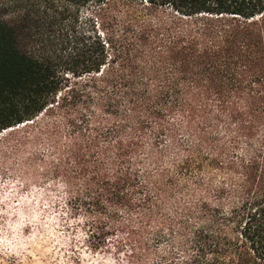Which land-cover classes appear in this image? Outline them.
<instances>
[{
    "label": "trees",
    "instance_id": "trees-1",
    "mask_svg": "<svg viewBox=\"0 0 264 264\" xmlns=\"http://www.w3.org/2000/svg\"><path fill=\"white\" fill-rule=\"evenodd\" d=\"M10 6L0 135L43 147L84 248L113 264H264V0Z\"/></svg>",
    "mask_w": 264,
    "mask_h": 264
},
{
    "label": "rangeland",
    "instance_id": "rangeland-1",
    "mask_svg": "<svg viewBox=\"0 0 264 264\" xmlns=\"http://www.w3.org/2000/svg\"><path fill=\"white\" fill-rule=\"evenodd\" d=\"M12 1L0 0V16L8 21L17 20ZM90 13L82 10L80 24ZM26 136L0 135V264H113L110 255L84 248L66 213L64 190L43 181V147L26 143Z\"/></svg>",
    "mask_w": 264,
    "mask_h": 264
},
{
    "label": "snow or ice",
    "instance_id": "snow-or-ice-1",
    "mask_svg": "<svg viewBox=\"0 0 264 264\" xmlns=\"http://www.w3.org/2000/svg\"><path fill=\"white\" fill-rule=\"evenodd\" d=\"M143 3L147 4L149 0H142Z\"/></svg>",
    "mask_w": 264,
    "mask_h": 264
}]
</instances>
